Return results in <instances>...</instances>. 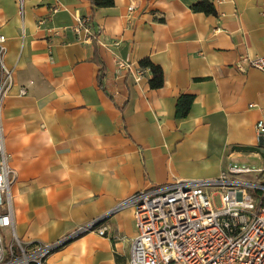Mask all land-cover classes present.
<instances>
[{
  "label": "crops",
  "instance_id": "0c3cea01",
  "mask_svg": "<svg viewBox=\"0 0 264 264\" xmlns=\"http://www.w3.org/2000/svg\"><path fill=\"white\" fill-rule=\"evenodd\" d=\"M24 2L21 17L18 0H0L15 69L2 123L20 239L54 243L139 191L216 178L231 164L264 167V74L248 60L264 55V0H214L217 17L195 13L197 0H117L95 12L89 0ZM78 17L93 19L98 43L74 33ZM145 59L162 67V89L150 88L149 69L136 83L117 67ZM183 95L195 101L177 119ZM104 226L106 236L84 234L47 264H129L133 210Z\"/></svg>",
  "mask_w": 264,
  "mask_h": 264
},
{
  "label": "built area",
  "instance_id": "2783aa9c",
  "mask_svg": "<svg viewBox=\"0 0 264 264\" xmlns=\"http://www.w3.org/2000/svg\"><path fill=\"white\" fill-rule=\"evenodd\" d=\"M18 4L23 17L25 2L18 0ZM73 31L84 36V43L99 41L91 17H78ZM7 41L0 32V264H47L70 240L92 232L106 236L109 230L104 223L126 209L133 210L137 231L129 264H264V167L238 164L229 165L216 178L176 180L139 191L57 242L20 239L12 192L16 172L10 166L2 123L5 100L15 87V69L6 64ZM248 60L250 67L264 74V55ZM117 67L131 72L136 83L148 71L135 70L122 60ZM27 94L28 88L21 87L19 95ZM256 131L264 140V121L257 123ZM217 196L221 209L214 203Z\"/></svg>",
  "mask_w": 264,
  "mask_h": 264
},
{
  "label": "trees",
  "instance_id": "16d2710c",
  "mask_svg": "<svg viewBox=\"0 0 264 264\" xmlns=\"http://www.w3.org/2000/svg\"><path fill=\"white\" fill-rule=\"evenodd\" d=\"M92 6L93 11H97L100 9H108L113 8L117 2V0H89ZM192 10L195 13H203L207 16H218V12L215 7L214 0H197L196 4L193 5ZM93 20V19H92ZM97 37H99V32L95 33ZM98 43L94 41L93 44ZM140 69H149L152 72V79L150 80V88L152 90H159L165 86V74L159 65L153 63L150 59H145L140 62ZM104 76V68L101 67L100 78ZM195 98L190 95H183L179 98L176 108V117L177 119H186L192 109ZM235 150L245 151L256 153L258 149L253 148H235Z\"/></svg>",
  "mask_w": 264,
  "mask_h": 264
},
{
  "label": "rangeland",
  "instance_id": "374dc122",
  "mask_svg": "<svg viewBox=\"0 0 264 264\" xmlns=\"http://www.w3.org/2000/svg\"><path fill=\"white\" fill-rule=\"evenodd\" d=\"M243 166V165H242ZM252 167V166H251ZM215 206L217 209H221L223 207L221 197L217 196L214 200Z\"/></svg>",
  "mask_w": 264,
  "mask_h": 264
},
{
  "label": "water",
  "instance_id": "95a60500",
  "mask_svg": "<svg viewBox=\"0 0 264 264\" xmlns=\"http://www.w3.org/2000/svg\"><path fill=\"white\" fill-rule=\"evenodd\" d=\"M71 242H73V241H72V240H70V241L66 242V244H65V245H67V244H69V243H71Z\"/></svg>",
  "mask_w": 264,
  "mask_h": 264
}]
</instances>
